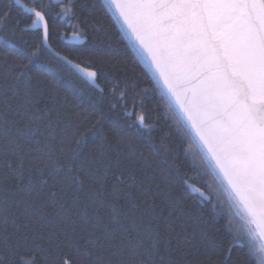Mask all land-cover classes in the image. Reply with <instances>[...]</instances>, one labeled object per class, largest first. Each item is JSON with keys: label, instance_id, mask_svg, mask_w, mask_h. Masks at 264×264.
<instances>
[{"label": "snow or ice", "instance_id": "1", "mask_svg": "<svg viewBox=\"0 0 264 264\" xmlns=\"http://www.w3.org/2000/svg\"><path fill=\"white\" fill-rule=\"evenodd\" d=\"M14 8L26 20L15 27L33 32L38 42L16 46L0 37V264H177L171 233L182 209L166 196L158 203V173L126 142L124 129L149 133L146 147L171 181L185 179L181 148L167 134L152 142L154 125L142 111L139 85L126 73H104L105 91L97 83V62L73 64L98 92L80 123L32 83L44 75L55 22L73 27L82 43L97 6L0 0V31ZM99 10L110 14L145 73L162 83L161 97L177 111L178 127L195 138L200 164L230 201L226 249L213 248L200 230L201 246L208 248L204 264H264V0H103ZM112 113L120 120L108 126ZM97 136L92 158L81 160L82 147ZM61 169L58 183L67 192L61 187L48 196H60L55 204L65 216L49 225L38 209L49 203L43 198L48 177ZM10 187L24 197L8 194ZM43 227L46 237L38 235Z\"/></svg>", "mask_w": 264, "mask_h": 264}, {"label": "trees", "instance_id": "2", "mask_svg": "<svg viewBox=\"0 0 264 264\" xmlns=\"http://www.w3.org/2000/svg\"><path fill=\"white\" fill-rule=\"evenodd\" d=\"M3 2L10 4L12 0H3ZM41 2L47 3L48 0H41ZM78 2L97 6L98 11L93 18L96 21L95 25L90 24L88 26L86 38L81 43L73 38V31L75 30L73 27L56 21L54 34L49 39V45L57 53L81 66H86L89 60L97 62L96 69L100 73L97 83L105 91H107V81L104 73H107L109 77L118 71L126 73L139 85L137 90L141 91V99L144 103L142 111L147 122L154 125L150 134L153 138L152 142L158 143V138L167 134L170 136L169 143L180 146V164L185 179L183 181H171L167 172L161 171L166 166L160 163V167H157L158 158L154 157L146 147V138L149 133L141 134L133 128H125L126 142H131L141 149L144 157L158 173L155 177V185H159L162 189L158 203L161 205L165 203L166 196L167 201L182 209V212H178V218L173 223L171 233L177 264H204L208 248L201 246L200 230L208 233L213 248L226 249L231 241V232L228 227L230 212L227 194L221 190L218 181L212 174L206 172L204 166L200 164V150L195 138L189 137L182 128L178 127L177 111L170 109L166 100L161 97L160 90L163 85L157 84L150 73H145L143 63L135 56L127 39L121 37L118 26L111 19L110 14H105L99 10L103 0H78ZM24 3L31 4L32 0H24ZM16 20L21 21V27L26 23L23 15L18 14L17 9L14 8L8 27L0 31V37L11 39L16 43V46L26 47L38 42L37 36L33 32L20 31L16 28ZM72 24L75 25L76 21L73 20ZM2 55L3 53L0 52V56ZM42 60L47 67L39 80L32 81L33 85L45 92L51 98V102L55 103L62 111L66 110L69 120L76 121L77 116H79V122L83 123V111L96 99L97 90L50 51H47V55ZM145 88L148 89L147 93L142 91ZM129 107L131 110V105ZM119 120V115L112 113L107 122L108 126L113 121ZM99 144L100 138L98 136L91 137L82 147L80 159H91ZM73 147L75 146L73 145ZM64 175L63 169L52 173L48 177V184L43 189V198L49 199V203L39 208L38 211L45 214L46 224H57L65 216V213L59 210L55 204V201H59L60 196L57 195L54 198L48 196L50 191L59 192L61 187H64L65 192H67V185L58 183ZM191 186L199 188L208 197H211V203L200 197ZM7 192L8 194L15 192L17 199L24 197V193L18 189L10 187ZM212 205H216L215 213ZM75 210L73 207L68 214L74 215ZM231 223L238 227L239 222L235 217H232ZM182 225L186 227V231H181ZM47 233L48 228L43 227L38 235L46 237ZM97 234L99 235L100 232ZM186 236L191 238V243H185ZM236 254L234 253V255Z\"/></svg>", "mask_w": 264, "mask_h": 264}, {"label": "water", "instance_id": "3", "mask_svg": "<svg viewBox=\"0 0 264 264\" xmlns=\"http://www.w3.org/2000/svg\"><path fill=\"white\" fill-rule=\"evenodd\" d=\"M51 47V46H50ZM50 52L56 57V58H58L59 60H61L62 62H64L67 66H69L78 76H80L82 79H84L83 77H82V75L74 68V67H72V65L73 64H76V63H74V62H72L71 60H69L68 58H67V60L68 61H71V63H67V62H65V60H63V59H61V57H64V56H62L61 54H59V53H57L52 47H51V50H50ZM81 67H84V66H81ZM86 82H88L86 79H84ZM89 83V82H88ZM90 84V83H89ZM162 84V83H161ZM91 85V84H90ZM192 187V189H199V188H197V187H195V186H191ZM200 190V189H199ZM201 191V190H200ZM203 192V191H202ZM197 194H199V192H196ZM204 193V192H203ZM205 194V193H204ZM205 196H207L206 194H205ZM208 197V196H207ZM207 201V200H206Z\"/></svg>", "mask_w": 264, "mask_h": 264}, {"label": "rangeland", "instance_id": "4", "mask_svg": "<svg viewBox=\"0 0 264 264\" xmlns=\"http://www.w3.org/2000/svg\"><path fill=\"white\" fill-rule=\"evenodd\" d=\"M227 200H228V199H227ZM228 203L230 204V201H229V200H228ZM237 220H238V219H237ZM238 222H239V223H238V227H239L241 222H240L239 220H238Z\"/></svg>", "mask_w": 264, "mask_h": 264}]
</instances>
